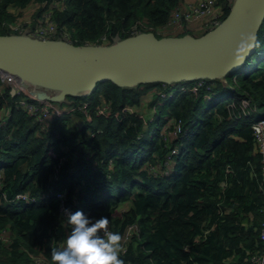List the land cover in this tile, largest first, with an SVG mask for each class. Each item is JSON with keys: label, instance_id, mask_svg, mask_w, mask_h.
<instances>
[{"label": "trees", "instance_id": "1", "mask_svg": "<svg viewBox=\"0 0 264 264\" xmlns=\"http://www.w3.org/2000/svg\"><path fill=\"white\" fill-rule=\"evenodd\" d=\"M181 1L0 0V33L34 6L33 26L49 15L77 44L161 36ZM232 1L217 0L221 20ZM258 41L226 80L104 82L91 95L51 101L62 114L43 120L0 78L1 118L10 112L0 121V264H55L51 250L72 227L63 210L81 208L109 217L124 264H256L264 175L253 124L264 118V22Z\"/></svg>", "mask_w": 264, "mask_h": 264}, {"label": "water", "instance_id": "2", "mask_svg": "<svg viewBox=\"0 0 264 264\" xmlns=\"http://www.w3.org/2000/svg\"><path fill=\"white\" fill-rule=\"evenodd\" d=\"M263 22L264 0H233L226 17L200 34L158 36L146 30L113 42L77 44L28 31L0 33V77L11 80L12 94L22 88L28 97L59 104L68 96L91 95L109 81L136 87L226 80L257 51L234 65L241 33L256 30L259 40Z\"/></svg>", "mask_w": 264, "mask_h": 264}, {"label": "clouds", "instance_id": "3", "mask_svg": "<svg viewBox=\"0 0 264 264\" xmlns=\"http://www.w3.org/2000/svg\"><path fill=\"white\" fill-rule=\"evenodd\" d=\"M234 49L236 63L245 61L253 48L259 46L257 32L241 33ZM71 227L61 247H53L51 258L55 264H124L120 256L122 235L109 229V217H94L84 209H64Z\"/></svg>", "mask_w": 264, "mask_h": 264}, {"label": "built area", "instance_id": "4", "mask_svg": "<svg viewBox=\"0 0 264 264\" xmlns=\"http://www.w3.org/2000/svg\"><path fill=\"white\" fill-rule=\"evenodd\" d=\"M216 3L217 0H195V2H193L191 5H187L186 7H178L174 11L169 23L163 27L160 33L164 34V32L170 31L178 26H182L185 21L201 20L207 15L211 16L208 22L204 23L202 20L199 22H202L207 29L214 27L221 21V16L223 14L221 8L220 9L217 8V10H215V6L217 5ZM16 24L17 23L11 24V26ZM27 31L41 38H63L72 41L70 33L63 30L59 31L57 22H55L54 19L51 18L49 15L44 16L42 19L39 20L37 25L35 26L32 25V27H30ZM19 32H24V31H19ZM5 81L9 82L12 85L10 79H5ZM187 88L188 87L186 85L181 86V90H186ZM16 94H21L17 102L18 105L26 109L28 112L37 115L40 120H43L45 118H53L55 116L62 114V109H60L59 106L52 104V102L49 100L35 101L31 97H28L22 88H17ZM245 104L247 105V102H245ZM64 109H66V107H64ZM69 110H71V107L69 108ZM9 115L10 112L8 111L7 119L5 118V116H3L2 118L0 116V121L6 122L9 118ZM253 128L255 130V135L258 142L257 145L260 148V151L263 155V175H264V118H261L257 122H255L253 124ZM176 152H178V149L174 148L172 150V153H176ZM62 195L63 194L61 193L58 194L59 197H61ZM20 196L22 198L27 197V195L24 194ZM44 197L45 196H42L38 200L34 199V201H43L45 200ZM262 237L264 239V232ZM255 262L256 264H264V252L262 254H259L257 257H255Z\"/></svg>", "mask_w": 264, "mask_h": 264}, {"label": "crops", "instance_id": "5", "mask_svg": "<svg viewBox=\"0 0 264 264\" xmlns=\"http://www.w3.org/2000/svg\"><path fill=\"white\" fill-rule=\"evenodd\" d=\"M193 2H195V0H182L180 7H186L187 5H191ZM217 8L220 9V7L218 5L215 6V10H217ZM36 9L38 10V8H35L34 6H32V7H30L28 9V11L26 13L27 14L34 13L36 11ZM210 18H211V16L207 15L201 20L204 23H206V22H208L210 20ZM201 20L185 21L182 26H178V27H176V28H174V29H172L170 31L164 32V35H171V34L178 35V33H181V32H184V31H190L191 33H194V34L203 33L205 30H207V28H206V26L203 25L202 22H199ZM199 31H200V33H197ZM5 85H7V86L10 85L11 88H12V85L9 82H5Z\"/></svg>", "mask_w": 264, "mask_h": 264}, {"label": "rangeland", "instance_id": "6", "mask_svg": "<svg viewBox=\"0 0 264 264\" xmlns=\"http://www.w3.org/2000/svg\"><path fill=\"white\" fill-rule=\"evenodd\" d=\"M22 16H17V18L14 19V20H16L17 24L16 25H12L14 28L11 26L13 28V30L11 32L27 31L30 27H32L33 20L35 18V13L26 14V15L24 14ZM197 33H200V31L197 32ZM3 80L5 81V79H3ZM5 82H7V81H5ZM246 102L248 104V101H246ZM144 108L147 109V104L144 105ZM163 132H166V129H163ZM2 237H4V235H2Z\"/></svg>", "mask_w": 264, "mask_h": 264}]
</instances>
